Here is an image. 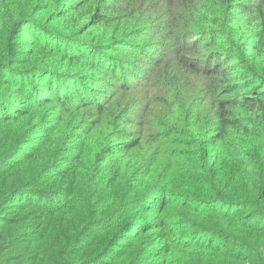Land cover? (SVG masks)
Instances as JSON below:
<instances>
[{
	"label": "rangeland",
	"instance_id": "1",
	"mask_svg": "<svg viewBox=\"0 0 264 264\" xmlns=\"http://www.w3.org/2000/svg\"><path fill=\"white\" fill-rule=\"evenodd\" d=\"M3 33L0 29V264H264V215L245 221V212L262 203L255 197L242 205L245 209L234 205L258 190V174L235 167L222 154L208 160L187 144L188 135L178 134L179 129L191 130L186 116L194 119L192 110L202 100L207 119L202 117L204 122L198 125L210 126L215 120L203 75H195L189 87L183 83L179 88L155 75L144 87L119 93L121 109L126 107L123 113L140 103L147 137L166 129L158 143L144 144L140 164L116 182L108 163L101 164L102 155L88 148L80 156V150L73 149L76 132L88 128L89 110L75 108L58 128L55 104L42 107L37 98L26 104L29 93L12 83L31 67L20 63L25 60L20 50L28 39L10 32L2 37ZM80 42L76 48L90 53L92 47ZM130 46L119 44L99 61L119 65L123 58L138 60L137 54L127 51ZM42 55L35 62L50 61L47 49ZM8 57L11 61L4 63ZM96 58L83 59L78 84L90 86L87 72L108 74L106 68L90 71V61ZM53 62L63 66L56 59ZM129 69L122 71V78L134 72ZM26 82L34 95H44L32 78ZM74 82L64 81L62 96ZM171 96L178 104L169 110L174 103ZM23 110L29 113L19 121L16 113ZM169 132L173 133L168 136ZM128 137L118 134L111 140L122 143ZM32 146L39 148L34 152ZM73 158L75 164L69 165ZM59 169L70 173L56 176ZM222 208L224 213L218 214ZM240 217L243 220H235Z\"/></svg>",
	"mask_w": 264,
	"mask_h": 264
},
{
	"label": "trees",
	"instance_id": "2",
	"mask_svg": "<svg viewBox=\"0 0 264 264\" xmlns=\"http://www.w3.org/2000/svg\"><path fill=\"white\" fill-rule=\"evenodd\" d=\"M196 3L200 4L196 9L199 18L194 16L191 20L186 19L184 26L188 30L180 33L181 37L188 38L186 46L165 56H153L145 77L138 72L141 65L137 60L127 61L123 58L124 62L120 66L108 59L99 60L124 43H131L130 48H127L129 53L142 56L147 47V44L142 43L147 41L143 37L155 34L154 29L166 23L163 17L170 11H161L159 0H126L118 8L116 0H0V29L5 34L10 32L16 37L22 34L23 38L28 39L24 43L26 47L20 50L25 59L20 63L31 67L21 72L19 81L14 78L12 85L29 93L24 100L29 106L37 98V103L42 107L52 104H55V109L59 107L55 115L60 122L58 128L67 122L75 108H79V111L89 110L91 119L88 128L84 133L76 132L73 149L78 148L80 156H84L88 148L94 149L103 157L101 164L109 159L106 168L114 172L115 181L118 182L140 164V157H143L140 151L144 150V144L158 143L166 129L162 132L153 131L147 137L143 130L146 121L143 112L139 113L135 133L120 128L119 122L126 107L121 109L123 101L119 93L142 88L155 75L175 88L183 83L189 87L195 75H203L215 107V120L211 123L210 119V126L198 125L207 119L201 109L202 100L192 110L196 114L194 119L190 120L189 113L186 116L191 130L187 132L179 129L178 134L188 135L187 144L195 151L203 152L208 160L214 154H222L235 167H245L258 174V190L234 204L239 209H245L242 205L255 201V197L258 203H262L258 205L259 208L245 212V215L248 214L247 223L249 219L262 218L264 215V5L259 0H192L193 7ZM27 12L32 15H21ZM256 19L259 20V31L245 38V29L250 28ZM62 21L65 22L62 24ZM21 26L22 33L18 32ZM89 34L91 39L88 38ZM82 40L85 45L92 47L90 53L76 48ZM46 49L50 61L35 62L45 55L42 54ZM91 55L98 56V60L90 61V71L106 68L108 74L85 73L90 87L85 82L83 85L78 82L83 77L79 67L83 66V59ZM11 59L6 58L4 63ZM53 59L63 63V66L51 63ZM0 65H3L2 62ZM129 68L134 69V72L128 78H122V71L129 72ZM144 77L148 82H143ZM31 78L44 92L43 96L34 95V88L27 86L26 80ZM73 79V86L67 88V94L62 96L64 81L68 84ZM117 80L121 86L114 89ZM99 91H103V94ZM172 92L170 90L169 94ZM106 96L107 99L101 104L100 100ZM176 103L175 99L169 110ZM179 112L183 115L182 109ZM28 113L25 110L17 111V120H24ZM184 126L187 128V125ZM118 134L129 137L122 143L113 142L112 137ZM32 148L36 152L39 147ZM108 149L113 150L109 152ZM75 162L76 158H73L68 164L73 165ZM69 170L59 169L56 176L69 174ZM215 203L219 204L220 201ZM217 212L223 214L224 208ZM225 218L232 219L229 214H225Z\"/></svg>",
	"mask_w": 264,
	"mask_h": 264
},
{
	"label": "clouds",
	"instance_id": "3",
	"mask_svg": "<svg viewBox=\"0 0 264 264\" xmlns=\"http://www.w3.org/2000/svg\"><path fill=\"white\" fill-rule=\"evenodd\" d=\"M125 2L126 0H116V7L118 8L120 4ZM259 2L264 5V0H259ZM159 4L161 6V11L170 9L163 17L166 23H162L158 29H154L156 34L149 40L142 41V43L147 44V47L144 48V54L141 56L137 53V56H139L137 63L141 65L138 71L145 77L151 67L153 56H165L186 46L188 38L180 36L181 32L188 30L184 26V22L186 19L191 20L194 16L199 18L196 9L200 7V4L196 3L195 7H193L192 0H159ZM262 11H264V9H262ZM181 13L183 15H181ZM258 25L259 20H254L251 27L245 29V38L251 35L252 32L259 31ZM144 82L146 83L147 80L145 79ZM120 86L119 80L113 85L114 89H118ZM105 99H107V96L101 99L100 103L103 104ZM143 102H147V98H145ZM54 111H58V108L54 109ZM140 111V103L129 105L128 109L121 116L119 127L125 129L128 133H135L137 131L136 126ZM104 163L107 164L108 161L106 160Z\"/></svg>",
	"mask_w": 264,
	"mask_h": 264
}]
</instances>
